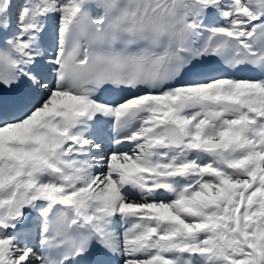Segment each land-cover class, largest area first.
I'll return each mask as SVG.
<instances>
[{"label":"snow or ice","instance_id":"obj_1","mask_svg":"<svg viewBox=\"0 0 264 264\" xmlns=\"http://www.w3.org/2000/svg\"><path fill=\"white\" fill-rule=\"evenodd\" d=\"M0 264H264V0H0Z\"/></svg>","mask_w":264,"mask_h":264}]
</instances>
